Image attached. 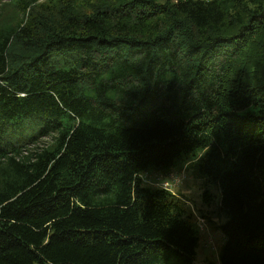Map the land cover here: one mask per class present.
I'll list each match as a JSON object with an SVG mask.
<instances>
[{
	"label": "trees",
	"instance_id": "obj_1",
	"mask_svg": "<svg viewBox=\"0 0 264 264\" xmlns=\"http://www.w3.org/2000/svg\"><path fill=\"white\" fill-rule=\"evenodd\" d=\"M188 160L264 264V0H0V264H196Z\"/></svg>",
	"mask_w": 264,
	"mask_h": 264
},
{
	"label": "rangeland",
	"instance_id": "obj_2",
	"mask_svg": "<svg viewBox=\"0 0 264 264\" xmlns=\"http://www.w3.org/2000/svg\"><path fill=\"white\" fill-rule=\"evenodd\" d=\"M169 173L183 178L182 180L173 182L169 178ZM160 174L161 176H159ZM141 178L144 185L152 187H163L162 184L164 182H168L169 184L173 182L169 190L188 209L194 223L199 229V241L195 250V263H217L219 252L224 243L220 225L224 223L225 219L220 216L215 201L208 205L202 200L203 179L195 171L191 161H182L176 167H172L167 171L148 169L142 173ZM208 189L212 194H218L216 186L210 184L208 185Z\"/></svg>",
	"mask_w": 264,
	"mask_h": 264
},
{
	"label": "built area",
	"instance_id": "obj_3",
	"mask_svg": "<svg viewBox=\"0 0 264 264\" xmlns=\"http://www.w3.org/2000/svg\"><path fill=\"white\" fill-rule=\"evenodd\" d=\"M178 175H180V174H178ZM159 176H161V174ZM169 178L171 179V181L176 182V181L182 180L183 177L180 178L176 174L169 173ZM173 182H171V184H169L168 182H164L162 184L163 187H160V188H165V189H168L169 190L170 189V186L173 184Z\"/></svg>",
	"mask_w": 264,
	"mask_h": 264
}]
</instances>
